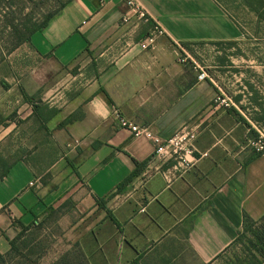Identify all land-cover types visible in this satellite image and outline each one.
<instances>
[{
	"label": "crops",
	"instance_id": "0c3cea01",
	"mask_svg": "<svg viewBox=\"0 0 264 264\" xmlns=\"http://www.w3.org/2000/svg\"><path fill=\"white\" fill-rule=\"evenodd\" d=\"M136 1L148 21L132 15L125 24L127 0H71L28 43L29 73L7 91L15 100L0 101V120L22 101L25 120L40 127L39 100L59 113L44 124V143L31 147L35 157L0 180V253L22 225L57 214L63 238L88 264H216L243 231L244 214L264 216V154L247 150L249 130L233 109L215 107L221 88L199 80L191 54L193 45L239 46L246 24L217 0ZM156 28L162 33L143 49ZM77 68L81 86L70 81ZM114 108L163 140L196 130L192 165L158 159L151 141L119 128ZM10 127L0 124V137Z\"/></svg>",
	"mask_w": 264,
	"mask_h": 264
},
{
	"label": "rangeland",
	"instance_id": "374dc122",
	"mask_svg": "<svg viewBox=\"0 0 264 264\" xmlns=\"http://www.w3.org/2000/svg\"><path fill=\"white\" fill-rule=\"evenodd\" d=\"M68 1L0 0V101L5 98L15 100V93L7 91L11 85L20 86L31 67V51L28 43L20 44L19 35L28 36V29L43 23ZM217 1L236 20L246 24L247 38L239 46L223 43L213 50L193 45L191 54L200 68L221 88L219 93L225 95L231 105L229 108L238 111L240 120L245 122L249 130L246 147L252 150L250 141H264V0ZM252 12L263 24L255 25ZM259 31L263 38L255 42L250 35ZM222 64L224 71L216 68ZM78 69L73 71L77 78L70 80L75 86L84 82V76H78L82 74ZM211 71H216L215 75ZM47 107L46 102L39 100L34 109L46 112ZM5 109L9 116H2L0 124L11 127L0 137V177L19 161L30 162L36 155L31 147L44 143L45 137L44 125L40 127L36 119L25 120L29 108L23 101L20 104L14 102ZM74 115L78 116V113L71 116ZM59 218L57 214H50L28 230L7 264H88L78 245L63 238ZM241 233L216 264H263L264 259L255 247V238L251 233L239 237Z\"/></svg>",
	"mask_w": 264,
	"mask_h": 264
},
{
	"label": "built area",
	"instance_id": "2783aa9c",
	"mask_svg": "<svg viewBox=\"0 0 264 264\" xmlns=\"http://www.w3.org/2000/svg\"><path fill=\"white\" fill-rule=\"evenodd\" d=\"M130 15L123 17L125 24L131 21V16H136L141 20L148 21L146 10L141 7L136 0H127ZM161 30L156 28L145 41L141 43L143 49H148L153 46L156 41V36L161 34ZM182 61H185L184 59ZM199 80L204 81L210 79L205 70H201ZM215 107L229 108L231 105L225 98L223 93H219L214 100ZM113 117L119 128L127 131L133 138H146L155 146V156L160 160H176L178 165L189 168L195 160V141L197 139V132L194 129L183 128L181 131L172 137L163 140L150 127L139 126L128 120L123 116L121 111L117 108L113 110ZM251 149L257 153L264 152V141L262 139L250 141ZM204 156H207L204 154ZM144 212V210H142Z\"/></svg>",
	"mask_w": 264,
	"mask_h": 264
},
{
	"label": "trees",
	"instance_id": "16d2710c",
	"mask_svg": "<svg viewBox=\"0 0 264 264\" xmlns=\"http://www.w3.org/2000/svg\"><path fill=\"white\" fill-rule=\"evenodd\" d=\"M70 1H68V2H70ZM65 5H66V3L58 11H56L55 13L49 15L44 20L43 23L39 24L38 26H35L33 28L28 29V31H27L28 32V36L26 34L25 35L24 34L19 35L20 36V39H19L20 44H22V43H30L32 37L36 33L41 32L45 27H47L49 25V23L51 22V20L64 8ZM14 50H12V51H14ZM101 93H103L105 95V97L107 98V100L109 102H111L109 96L107 95V93L104 90H101ZM24 97H25V100L27 102L34 101V97H29L25 93H24ZM34 111L38 114L39 119L41 120L43 125L46 124L48 121H50L54 116H56L59 113L58 109H55V108L50 109L48 107H47V111L46 112H43L42 110L38 112V111H36V109H34ZM233 111L237 115H239V113H237L234 109H233ZM77 118H78V116H75V115L71 116L64 122V124L65 125L70 124V123L76 121ZM263 154H264V152L258 153V155H263ZM10 168L1 175L0 180L7 175V173L10 170ZM125 184H126V182H125ZM34 226L35 225H29V226H23L22 225V229H21L20 233L18 234V236L14 240L9 242V245H10L9 251L7 253H5V254L0 253V264H7L8 259L11 258L13 252H15L17 250L18 242L21 240L23 235L28 230H30L32 227H34ZM241 232H240L241 235L239 237H242V236L246 237V235L249 234V233L252 234V236L256 240L255 247L258 248L260 256L264 259V216L259 221H255L249 215H247L245 213L244 214V222H243V231H241ZM253 243L254 242L252 241V244ZM82 255H83V253H82ZM263 264H264V262H263Z\"/></svg>",
	"mask_w": 264,
	"mask_h": 264
}]
</instances>
